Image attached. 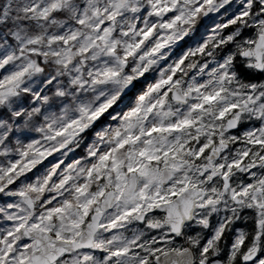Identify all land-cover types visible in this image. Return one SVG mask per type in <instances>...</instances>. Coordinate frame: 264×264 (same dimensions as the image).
I'll list each match as a JSON object with an SVG mask.
<instances>
[{
  "label": "clouds",
  "instance_id": "1",
  "mask_svg": "<svg viewBox=\"0 0 264 264\" xmlns=\"http://www.w3.org/2000/svg\"><path fill=\"white\" fill-rule=\"evenodd\" d=\"M0 264H264V0H0Z\"/></svg>",
  "mask_w": 264,
  "mask_h": 264
}]
</instances>
